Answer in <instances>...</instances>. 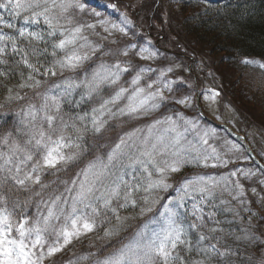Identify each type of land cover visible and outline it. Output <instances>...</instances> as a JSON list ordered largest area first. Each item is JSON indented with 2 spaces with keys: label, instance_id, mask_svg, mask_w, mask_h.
<instances>
[{
  "label": "snow or ice",
  "instance_id": "1",
  "mask_svg": "<svg viewBox=\"0 0 264 264\" xmlns=\"http://www.w3.org/2000/svg\"><path fill=\"white\" fill-rule=\"evenodd\" d=\"M96 7L119 13L117 6L106 0H95V4H91V0L89 3L81 0H0V9L6 10L8 17L0 14L3 26L0 27V80L19 75L20 82L15 89H39L43 83L41 78L75 72L97 53L106 54L105 46L90 39L89 34L99 37L97 29H100L106 34L102 37L104 40L113 33L127 37L132 21L121 14L119 22H114L95 11ZM82 14H90L94 22L84 21ZM14 19H22L26 25L43 24L47 31L17 27L10 22ZM3 28L14 30V34ZM41 44L49 45L51 51L49 47H39ZM132 50H136L135 54L143 61L157 56L151 47H138L134 43H129L122 55L127 57ZM42 56H51V62L40 63ZM10 57L13 58L11 62ZM241 62L264 69V63L254 59L244 58ZM21 67L27 69V74L20 71ZM133 71L129 86H121V77ZM174 71L172 67L164 70L151 66L133 68L130 61L101 62L79 82L63 79L61 84L52 85V88L62 89L59 95L52 94V88L43 94L37 93L42 102L28 105L24 143L12 139L11 133L0 140L8 148L7 152L0 151V264H45L74 241L98 230L103 232V239L113 240L132 218L121 212L139 209L140 216L152 212L161 199L158 193L173 188L169 183L172 174L185 167L207 169L231 162L225 158L227 153L222 155L210 143L216 139L215 129L204 128L197 120L177 112L174 116L154 119L144 128L125 132L104 156H96L68 179H59L63 191H53L44 198L50 185L42 182V175L46 170H66L70 163L83 157L87 151L83 141L89 127L100 133L109 119L134 120L156 112L168 100L165 93L174 91L173 85L177 86L175 91L181 90L182 80L168 78ZM149 73H157L155 79L150 80ZM5 87L8 101L24 99L19 91ZM78 88L83 89L81 100L100 96L104 90H108L109 95L101 97L99 106L92 108L90 113L69 118V122L61 112V97ZM201 95L206 100H214L219 93L210 89ZM176 103L191 107L192 97L182 96ZM234 149L238 150L239 146L232 144L227 151ZM243 174L245 177L253 175L250 171ZM236 175L233 171L219 178L196 175L184 179L176 189L177 197L162 205L160 219L149 218L129 238L121 237L118 246L103 258H96L94 264H206V259L219 260L234 255L235 251L226 244L218 246L222 237L217 233H223L224 228L219 226L221 222L216 219V213H206L205 207L215 200L221 185L226 191L233 190L229 177ZM34 186L41 189L34 192L40 197L35 217L28 211L29 201H21L14 195L19 190L34 191ZM234 189L233 199L239 200L244 195L239 180L235 181ZM189 199L193 219L186 224L181 210L187 212L184 205ZM226 203L221 201V204ZM226 210L234 211L232 208ZM149 224L156 227L150 228ZM208 224L216 226L209 228ZM192 230L197 232L195 244L189 239ZM180 249L189 257L198 253L204 258L186 259ZM88 258L82 256L79 260ZM220 264H227V261L222 260Z\"/></svg>",
  "mask_w": 264,
  "mask_h": 264
},
{
  "label": "rangeland",
  "instance_id": "2",
  "mask_svg": "<svg viewBox=\"0 0 264 264\" xmlns=\"http://www.w3.org/2000/svg\"><path fill=\"white\" fill-rule=\"evenodd\" d=\"M81 2L89 3V0H81ZM106 2L108 4H115L119 9V13H112L111 9L105 11L99 7H96L94 10L101 12L102 16H107L109 20L114 22H119L121 14L126 15L128 19L132 21L128 36L125 37L120 33H113L108 36L107 40H104L102 37L106 34L100 29H97V31L100 32L99 37L94 34H89L90 39L99 41L105 46L104 51L106 54L97 53L92 59L85 62L82 68L75 72H65L63 76L57 75L56 77L41 78L43 83L39 89L25 88V93L21 95L24 99L20 103V108L23 106L28 108V104L39 105L42 101L40 95H37V93L43 94L47 92L49 88H52V85L61 84L63 79H72L79 82L84 78L85 73L90 74L101 62L112 64L119 60L121 63L130 61L133 68L136 66H151L153 69L160 70L169 67L174 68V73H169L168 78L172 80H182L183 83L180 85L181 90L179 92L175 91L177 86L173 85L174 91L165 93L168 97L165 105H162L159 110L148 116H143L134 120L125 117L109 119L105 127L114 126L115 131L108 137V139L111 138L114 140L113 144L109 146L108 149L110 150L111 147L118 142V137L122 136L125 132L132 131L135 128H144L154 119L169 115L174 116L177 112H182L186 117L197 120L202 127L216 130V139L210 141V143H213L222 155L227 153L225 158L229 159L231 162L226 166L207 169L185 167L179 173L172 174L169 178V183L173 185V188L169 189L167 192L158 193L161 199L159 203L153 206L152 212L140 216L138 215L139 209H136L122 211L121 215L132 217L127 223H131L132 225L136 224L138 226L139 223H141L142 226L149 218L160 219L159 213L163 211L162 205L166 204L169 199L177 197L176 189L184 179L196 175H211L219 178L228 176L229 173L236 171L237 175L235 177H229V181L233 185V190L231 192L226 191L224 190V185H221V187L217 189L215 200L212 201L209 206L205 207V212H215L216 219L221 222L219 226L224 228L223 233H217L218 236L222 237L220 245L218 246L226 244L231 248V240L239 241L255 249L256 264H260L261 261H264V183H262V181H264V172L251 160L246 148L235 140L228 130L216 126V124L208 121L199 113L197 96H201V105L205 116L219 124H227L238 133L244 135L246 141L263 164L264 117L255 112L254 109L256 108L252 107V105L246 104V108L242 107V105L238 103L236 97L231 96L229 93V86H227V81L233 80V78H231V72L225 66H222L217 59H214L210 55L208 49L202 45L197 46L192 38L181 32L182 30L178 26V17L175 14L177 11L170 6L168 0H106ZM91 4H95V0H91ZM0 14L8 18L6 10L0 9ZM82 15L84 21L94 22L90 14ZM10 22L14 23L17 27H29L32 31H47L46 26L43 24L26 25L22 19H14L10 20ZM0 27L3 26L0 25ZM3 31L14 34V30L7 28H3ZM113 41L115 42L113 43ZM129 43H134L138 47H151L157 53L156 58L143 61L135 54L136 50L130 51L129 55L124 57L122 55V50L127 47ZM39 47H49V51H51L49 45L41 44ZM112 53H115V55ZM15 58L18 59L19 57ZM9 59H11V57ZM51 60V56L40 57V63L42 64H48ZM254 60L264 63V61L260 59ZM41 71H43V69H41ZM134 74V71L125 73L121 77L120 85L128 87V82ZM156 74L157 73H149L148 78L150 80L155 79ZM210 89L219 91V95L216 96L214 100H206L201 95L202 92ZM61 91L62 89L52 88V94L54 95H59ZM82 94L83 89L78 88L71 92L70 95L61 97V111L63 112L62 115L65 120L71 122L69 118H75L85 113H90L92 108L99 106L101 97L107 98L109 92L108 90H104L101 92L100 96H94L92 99L85 98L84 100H81ZM182 96L192 97L191 107H185L184 105L176 103V100L182 98ZM62 108H64L65 111L62 110ZM26 113V109L25 111H19V115L24 121V124L27 120ZM88 131L93 132L90 127ZM88 131L86 133H88ZM188 139H192L191 135H189ZM232 144L238 145L239 149L228 152L227 149ZM238 169L239 171H237ZM249 171L253 173V175L245 177L243 173ZM236 180H239V183L242 184L244 188V195L240 197L239 200L233 199L236 195L234 189ZM253 189H255V192L252 191ZM222 200L228 203L221 204ZM240 200H243L244 203H240ZM191 204L192 201L190 199L187 200L184 205L187 212L185 213L183 209L181 210L185 217L186 224L193 219L191 216ZM212 205H215V207ZM227 208H232L234 211L228 212L226 210ZM245 209L247 210L245 211ZM236 213H239V215H236ZM214 226L216 225L208 224L209 228ZM149 227L153 228L156 227V225L149 224ZM201 231H205V234H207L205 229H201ZM236 236H240L242 239L236 240ZM226 238L230 241L229 244L225 241ZM189 239H191L193 244L196 243L197 232L195 230L189 232ZM212 243H216V240H212ZM69 247L70 246L63 252L55 254L49 260H46L45 264H69L70 261H76L77 264H80L81 262L78 257L73 256L71 258L66 255ZM231 249L234 250L233 244ZM179 251L181 255L189 259L182 249ZM234 251V255L228 258L221 257L220 259H227L228 264H237L238 260L236 257H242L243 254L237 252V250ZM194 254L198 256H195L193 259L204 258L198 253ZM90 264H94V262ZM206 264L216 263L212 259H206Z\"/></svg>",
  "mask_w": 264,
  "mask_h": 264
},
{
  "label": "trees",
  "instance_id": "3",
  "mask_svg": "<svg viewBox=\"0 0 264 264\" xmlns=\"http://www.w3.org/2000/svg\"><path fill=\"white\" fill-rule=\"evenodd\" d=\"M168 2L177 11L175 14L178 17V26L182 30L181 32L192 38L197 46L202 45L208 49L214 59L229 69L231 78H233V80L227 81L231 96L236 97L242 107L246 108V104L252 105L256 108L255 112L264 117V69L241 62L244 58L264 61V0H168ZM20 71L27 74V69L23 67ZM19 82V75L9 77L7 80H0V105H2L0 107V140L11 133L12 139L23 144L27 129L19 111H25L28 108L25 106L20 108L23 99L8 101L6 99L8 92L5 87L15 89ZM15 90L19 91L20 95L25 93V89ZM62 110L65 111L64 108ZM114 131V126H107L100 133L88 131L83 141V146L87 151L80 160L70 163L63 171H45L42 175V182L49 184L50 187L45 191L44 198L46 199L47 195L53 191L63 190V187L58 183L59 179H68L96 156H102L109 151L108 147L113 144L114 140L108 139V137ZM0 151L7 152V146L0 143ZM40 191L39 186H34V191L19 190L14 193L21 201H29L28 211L33 217H35L37 206L40 203V197H37L34 192ZM40 211H43V207H40ZM139 227H141V223L139 226L127 223L125 230L113 240L103 239V232L98 230L97 233L90 234L70 245L66 255L71 258L73 256L78 258L88 256L87 260L80 261L90 264L96 258H103L104 255L111 252L118 246L121 237L126 240ZM225 241L230 243L227 238ZM231 242L234 245V250L243 254L242 257H236L237 264H256L255 249L239 241L231 240ZM232 244H230L231 248ZM185 255L191 259L198 256L194 253L190 257L189 254ZM211 259L216 264H220L223 260Z\"/></svg>",
  "mask_w": 264,
  "mask_h": 264
},
{
  "label": "water",
  "instance_id": "4",
  "mask_svg": "<svg viewBox=\"0 0 264 264\" xmlns=\"http://www.w3.org/2000/svg\"><path fill=\"white\" fill-rule=\"evenodd\" d=\"M221 127H224L226 129H228L231 133L232 136H234L235 138H237L244 146H246L250 156L253 158V160H255L257 162V164L263 169L264 171V166L263 164L259 161V159L255 156V154L253 153V151L251 150V147L245 142V139L242 135L238 134L237 132H235L231 127L227 126V125H220Z\"/></svg>",
  "mask_w": 264,
  "mask_h": 264
}]
</instances>
